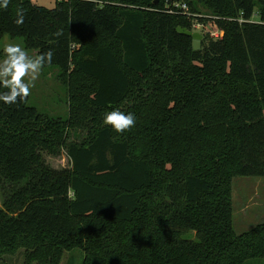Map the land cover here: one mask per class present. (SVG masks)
Segmentation results:
<instances>
[{
  "label": "trees",
  "instance_id": "1",
  "mask_svg": "<svg viewBox=\"0 0 264 264\" xmlns=\"http://www.w3.org/2000/svg\"><path fill=\"white\" fill-rule=\"evenodd\" d=\"M169 1L0 7V58L5 36L37 55L51 50L43 68L59 70L72 101L68 120L29 97L0 101V256L24 248L39 264L77 251L81 261L70 264L264 259V222L238 235L233 200L235 178H264V0H186L224 31L221 40L203 35L199 49L181 32L192 20L169 14ZM116 109L134 113L135 127L105 125ZM62 149L70 167L57 170L45 156Z\"/></svg>",
  "mask_w": 264,
  "mask_h": 264
},
{
  "label": "rangeland",
  "instance_id": "2",
  "mask_svg": "<svg viewBox=\"0 0 264 264\" xmlns=\"http://www.w3.org/2000/svg\"><path fill=\"white\" fill-rule=\"evenodd\" d=\"M34 5L53 9L59 0H31ZM202 11V15L209 14L202 5L196 4ZM258 18H255L257 21ZM8 43L19 44L25 49L22 39H11L5 36L1 41V49ZM195 49L201 48L200 41L194 42ZM26 50V49H25ZM30 56L37 55L34 51L26 50ZM3 57L0 58L2 60ZM29 106L38 109L42 114L50 118H61L68 120L71 118L72 101L66 81L60 76L57 68H43L39 78L35 81V86L29 96ZM86 131H80L79 139ZM75 137V136H74ZM72 137L70 140H77ZM48 164L54 169L61 170L70 167L66 149L58 155L45 156ZM234 200V228L238 235L250 231L258 224L264 222V178H235L233 181ZM4 201L3 191H0V206ZM26 249L22 248L14 254L0 256V264H39L32 262ZM75 257L76 262L82 259V252L77 251L67 253L61 264H70L71 258ZM246 264H264V259L249 260Z\"/></svg>",
  "mask_w": 264,
  "mask_h": 264
},
{
  "label": "clouds",
  "instance_id": "3",
  "mask_svg": "<svg viewBox=\"0 0 264 264\" xmlns=\"http://www.w3.org/2000/svg\"><path fill=\"white\" fill-rule=\"evenodd\" d=\"M10 0H0V7L7 8ZM25 13L22 8L17 9V17L14 23L23 25ZM59 35V33H58ZM4 58L0 60V87L7 89L0 92V101L4 104H15L26 100L31 95L35 81L45 66L50 64L53 52L48 50L35 57L19 44L8 43L3 48ZM103 123L110 126L116 133L123 134L130 131L136 124L134 113H125L121 110H111L105 113Z\"/></svg>",
  "mask_w": 264,
  "mask_h": 264
},
{
  "label": "built area",
  "instance_id": "4",
  "mask_svg": "<svg viewBox=\"0 0 264 264\" xmlns=\"http://www.w3.org/2000/svg\"><path fill=\"white\" fill-rule=\"evenodd\" d=\"M167 12L169 14H181L192 20V32L209 36L215 40L224 38L223 30H213L208 27L205 22L200 21L201 15L194 14L190 4L186 0H170L167 4Z\"/></svg>",
  "mask_w": 264,
  "mask_h": 264
},
{
  "label": "water",
  "instance_id": "5",
  "mask_svg": "<svg viewBox=\"0 0 264 264\" xmlns=\"http://www.w3.org/2000/svg\"><path fill=\"white\" fill-rule=\"evenodd\" d=\"M183 34L192 37L196 41H202L203 40V35L200 33H195L189 30H182L181 31Z\"/></svg>",
  "mask_w": 264,
  "mask_h": 264
}]
</instances>
